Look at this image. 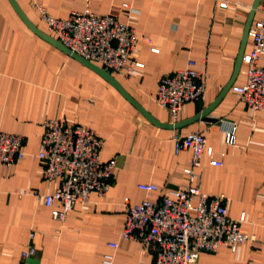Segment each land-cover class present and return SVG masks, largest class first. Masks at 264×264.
Listing matches in <instances>:
<instances>
[{
	"label": "crops",
	"instance_id": "crops-1",
	"mask_svg": "<svg viewBox=\"0 0 264 264\" xmlns=\"http://www.w3.org/2000/svg\"><path fill=\"white\" fill-rule=\"evenodd\" d=\"M254 2L0 0V130L21 137L25 154L12 166L0 167V264H104L108 254L114 256L113 264H155L138 241L121 239L127 211L146 197L138 188L142 183L158 187L154 202L190 184L185 171L193 153H176L175 137L192 132H202L214 159L223 162L215 167L208 156L202 158L196 169L202 191L225 195L230 218L239 220L245 213L242 227L257 239L240 245L235 253L228 248L202 253L194 264H264V111L249 109L230 90L204 118L190 122L210 109L233 79L232 87L245 84L250 39L234 75ZM124 3L137 12L129 16ZM85 8L136 30L134 59L144 67L131 77L113 75L130 99L35 32L54 39L40 9L66 19ZM263 18L261 0L252 26ZM189 61L203 74L206 93L186 104L175 120L157 104L156 96L161 79L186 69ZM60 118L69 126L85 125L101 137L103 164L116 160L110 192L104 198L94 193L84 204H74L61 223L51 215L58 204L48 208L37 196L52 194L58 181L44 179L43 163L36 157L43 122ZM178 124L182 126L176 128ZM222 124L237 125L235 146L226 144ZM111 243L118 248L112 249ZM28 246L35 253L23 259Z\"/></svg>",
	"mask_w": 264,
	"mask_h": 264
},
{
	"label": "built area",
	"instance_id": "built-area-1",
	"mask_svg": "<svg viewBox=\"0 0 264 264\" xmlns=\"http://www.w3.org/2000/svg\"><path fill=\"white\" fill-rule=\"evenodd\" d=\"M222 7L228 5L223 3ZM129 16L136 13L133 5L123 4ZM41 18L54 39L72 54L94 64L112 75L131 77L134 70L143 68L134 56L138 53L139 38L136 30L111 15H100L85 8L72 12L66 19H55L40 9ZM252 51L244 57L248 66L246 82L231 88L249 109L264 111V18L250 29ZM150 45L151 40H147ZM154 52L158 50L153 48ZM206 93L203 74L194 61L184 70L164 76L156 96L157 104L176 120L184 106L201 100ZM37 159L43 163V177L58 181L57 189L49 195H37L52 210V219L63 222L74 204H84L91 194L104 198L111 190L115 177L116 160L103 164L100 153L103 140L85 125L69 126L63 118L45 120ZM226 144L237 143V125L222 124ZM21 137L0 130V167H10L24 157ZM190 150L191 166L185 172L189 185H183L164 195L159 202L152 197L159 192L154 184L142 183L138 188L146 194L143 201L128 208L121 239L138 241L153 255L155 264H194L202 253H217L228 248L233 253L240 245L255 243L254 235L239 220L230 218L226 196H210L202 191L201 176L196 172L206 155L210 165L222 167L214 159L213 148L206 145L202 132L186 137H175V152ZM33 235H30L32 238ZM117 249V243L109 245ZM35 253L28 246L21 257ZM114 256L105 255L104 264H113Z\"/></svg>",
	"mask_w": 264,
	"mask_h": 264
},
{
	"label": "water",
	"instance_id": "water-1",
	"mask_svg": "<svg viewBox=\"0 0 264 264\" xmlns=\"http://www.w3.org/2000/svg\"><path fill=\"white\" fill-rule=\"evenodd\" d=\"M260 3H261V0H255L254 4L252 6V9H251V12H250V16H249L247 24H246V29H245V33H244V37H243V45H242V49H241L240 54H239L237 68H236V72H235L234 78L238 74L239 68L241 67V64H242V61H243V57H244V52H245L244 48H245L246 43L249 40V32H250V29H251L255 14H256L259 6H260ZM31 28H33V27H31ZM35 32L39 36H41L43 39H45L49 44H51L52 46L57 48L58 50L62 51L66 55L70 56L71 58L83 63L84 65H86L90 69H92V70L96 71L97 73H99L104 79H106L107 81L112 83L119 91H121L127 98H129L128 95L123 90V88L118 84V82L115 80L114 76L109 71H105L104 69H102V68H100V67H98V66H96L94 64H91V63H89V62H87L85 60H83L81 57H79V56H77L75 54H72L68 49L64 48L59 41H57V40H55L53 38L47 37L46 35L42 34L41 32H39L37 30H35ZM233 83H234V79L223 90V92L220 95L219 99L216 101V103L210 109H208L207 111L203 112L201 115H198L195 119H193L190 122L198 121L201 118H204L207 115V113L210 110H212L217 105V103L231 90ZM148 118L151 119L150 117H148ZM180 126H182V125L178 124L175 127L177 128V127H180Z\"/></svg>",
	"mask_w": 264,
	"mask_h": 264
}]
</instances>
